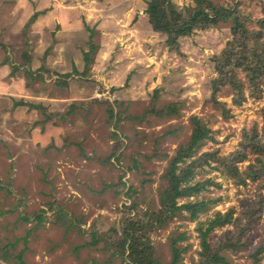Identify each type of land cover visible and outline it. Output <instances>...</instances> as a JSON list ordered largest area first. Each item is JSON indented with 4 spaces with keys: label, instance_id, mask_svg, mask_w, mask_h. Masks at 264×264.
Returning a JSON list of instances; mask_svg holds the SVG:
<instances>
[{
    "label": "rangeland",
    "instance_id": "obj_1",
    "mask_svg": "<svg viewBox=\"0 0 264 264\" xmlns=\"http://www.w3.org/2000/svg\"><path fill=\"white\" fill-rule=\"evenodd\" d=\"M145 8L146 0H0V264H135L118 250L126 234L157 264H198L235 231L232 222L204 234L217 211L230 209L246 230L239 246L216 251L225 260L208 264H264V213L250 222L241 202L256 196V182L238 185L204 164L190 177L202 189L177 204L204 201L205 210L192 218L163 214L160 204L193 117L212 139L177 171L203 153L228 154L244 130L260 128L264 93L246 89L241 104L227 88L214 94V57L231 38L230 22L195 30L177 50L151 29ZM248 9L264 15L262 6Z\"/></svg>",
    "mask_w": 264,
    "mask_h": 264
},
{
    "label": "trees",
    "instance_id": "obj_2",
    "mask_svg": "<svg viewBox=\"0 0 264 264\" xmlns=\"http://www.w3.org/2000/svg\"><path fill=\"white\" fill-rule=\"evenodd\" d=\"M97 1L106 3L111 0ZM251 4L262 6L264 14V0H230V4L214 3L212 0H192L191 4L182 8H178L173 0H146L144 13L147 15L151 29L163 36L165 44L169 48L177 50L180 38L191 35L195 30L205 29L221 22H230L231 38L226 42L220 54L214 57L217 77L214 78L213 90L215 94L223 88H227L230 94L233 93V103L241 104L248 96L260 98L264 93V15L254 18V14L248 9ZM34 16H37V13ZM254 22L257 23L255 26L249 25ZM89 44L91 45L90 42ZM90 50H93V45ZM89 60V52H85L84 61L88 64ZM86 69L87 65L84 70ZM73 71L78 74L75 65H73ZM72 74V72H68L64 76L70 77ZM246 89L248 96L245 92ZM165 110L176 113L172 105H166ZM261 117V127L254 125L244 130L238 147L233 151L226 155H219L217 150L203 153L200 158L192 161L186 168L177 171L178 162L190 157L206 139H212L209 129L202 125L197 117H193L196 125L192 129L190 141L187 145L180 147L168 168V186L160 201L164 208L163 214L181 209L187 210L194 218L198 212L206 209L207 203L204 201L177 204V199L190 196L202 189V184L199 182L191 184L190 177L194 172L193 167H201L209 163H213L214 165L211 166L214 168L222 167V170L231 176L238 185L246 184L247 180L256 182V196L252 200H241L244 205V214L250 222H253L256 220L255 215L264 213V107L261 109ZM248 154L254 156L253 161L240 171L237 165L247 159ZM233 214L231 209L224 213L217 211L214 217L208 221L204 232L206 234L216 227L233 222L235 231L225 239L223 247L218 248L220 251L239 246V236L246 230L241 222V217L234 219ZM249 227L250 225L247 226V228ZM126 236L123 237L124 240L119 245L118 250L121 255L128 251V256L134 260L135 264H157L154 262L150 248H138L136 237ZM204 245L205 250H209L206 249L208 244ZM111 248L115 254L116 247L112 244ZM261 249V246L258 247L253 256L255 257ZM216 251H212L209 257L206 254L205 260L198 264L219 263L225 260L224 256ZM18 264L26 263L19 259Z\"/></svg>",
    "mask_w": 264,
    "mask_h": 264
},
{
    "label": "crops",
    "instance_id": "obj_3",
    "mask_svg": "<svg viewBox=\"0 0 264 264\" xmlns=\"http://www.w3.org/2000/svg\"><path fill=\"white\" fill-rule=\"evenodd\" d=\"M35 11H36V12H35L34 14L37 13V15H38V14H39V13H38V12H39L38 9H37V10L35 9ZM34 14H33V16H32V19L36 17V16H34ZM40 15H44V14H40ZM67 73H68V72H67Z\"/></svg>",
    "mask_w": 264,
    "mask_h": 264
}]
</instances>
